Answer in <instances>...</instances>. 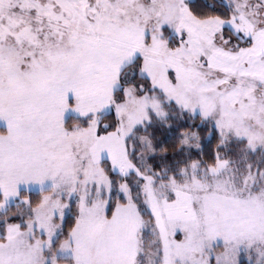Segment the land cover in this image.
Masks as SVG:
<instances>
[{"label":"snow or ice","instance_id":"1","mask_svg":"<svg viewBox=\"0 0 264 264\" xmlns=\"http://www.w3.org/2000/svg\"><path fill=\"white\" fill-rule=\"evenodd\" d=\"M0 264H264V0H0Z\"/></svg>","mask_w":264,"mask_h":264}]
</instances>
